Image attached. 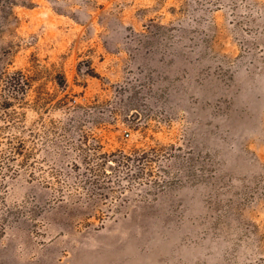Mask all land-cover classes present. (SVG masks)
<instances>
[{"label":"rangeland","instance_id":"rangeland-1","mask_svg":"<svg viewBox=\"0 0 264 264\" xmlns=\"http://www.w3.org/2000/svg\"><path fill=\"white\" fill-rule=\"evenodd\" d=\"M0 136V264H264V0H0Z\"/></svg>","mask_w":264,"mask_h":264},{"label":"trees","instance_id":"trees-1","mask_svg":"<svg viewBox=\"0 0 264 264\" xmlns=\"http://www.w3.org/2000/svg\"><path fill=\"white\" fill-rule=\"evenodd\" d=\"M7 82L12 89L11 98L13 100H20V98L24 96L25 90L27 88L26 76L23 74L22 71H18L14 75L10 76L7 79ZM11 106H12V101H4L3 103L4 108H8ZM0 140H1V136H0ZM11 149H12V154H13L12 158L13 157H23L22 163L24 164L25 156H26L25 144L16 143L15 145L11 147ZM121 158L122 159L120 162L123 163L124 165H126L130 160H132L131 157H126V156H123ZM5 178L6 177H4L3 180H0V189H2L3 187L5 188L6 186ZM12 213H13V210L10 209V207H8L5 203L4 195L0 194V239H2L6 235L8 227L11 225L14 219V216L12 215Z\"/></svg>","mask_w":264,"mask_h":264}]
</instances>
